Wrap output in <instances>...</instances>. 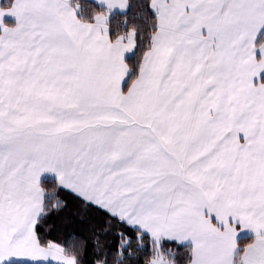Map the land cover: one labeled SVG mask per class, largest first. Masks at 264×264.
<instances>
[{"label":"crops","instance_id":"0c3cea01","mask_svg":"<svg viewBox=\"0 0 264 264\" xmlns=\"http://www.w3.org/2000/svg\"><path fill=\"white\" fill-rule=\"evenodd\" d=\"M150 7L156 32L126 91L134 40H109L107 12L86 23L71 0L0 8V218L38 213L47 176L189 247V264H264V0Z\"/></svg>","mask_w":264,"mask_h":264},{"label":"trees","instance_id":"16d2710c","mask_svg":"<svg viewBox=\"0 0 264 264\" xmlns=\"http://www.w3.org/2000/svg\"><path fill=\"white\" fill-rule=\"evenodd\" d=\"M14 0H0L8 9ZM77 18L86 23L95 21L98 14L107 12L90 0H71ZM108 37L111 42H125L133 37L134 48L125 58L129 69L124 90L136 79L143 56L149 50L156 32V17L150 0H128L124 13L107 12ZM264 39V31L257 44ZM44 195L43 213L34 225V234L41 246L55 243L75 258L76 264H150L157 253L165 254L173 264H189V247L162 240L154 242L148 235L131 227L111 213L90 204L60 187L51 177L40 182ZM126 241L125 247L123 242ZM251 241H238V251ZM7 264H28L10 262Z\"/></svg>","mask_w":264,"mask_h":264},{"label":"rangeland","instance_id":"374dc122","mask_svg":"<svg viewBox=\"0 0 264 264\" xmlns=\"http://www.w3.org/2000/svg\"><path fill=\"white\" fill-rule=\"evenodd\" d=\"M26 61L27 60H23L20 62H26ZM259 71L260 69L255 64L256 87L264 83V77H263L264 73H261V75H259L258 74ZM257 98L258 97L255 94V99ZM9 179H10L9 183H14L15 180H17L16 178L15 179L9 178ZM37 190L40 193L42 192V190L39 187L37 188ZM14 192L16 193V190H14ZM35 194L33 195V197L35 196ZM10 196L12 197L13 195L10 194ZM2 203L5 204V202H3L2 197L0 196V206ZM35 203H36L35 211H37L38 213H33V216L30 219L26 216V213H22L21 210L14 215L12 221L5 222L0 218V264H7L10 262H23L28 264H76L75 258L66 254L61 246L53 242L48 243L47 246H41L38 244L33 231L32 224L36 222L39 219V217L42 215L40 213H43V206L39 202L37 203L35 201ZM13 205L20 206V203L15 202ZM43 205H44V200H43ZM10 213L12 214L15 213L14 208L9 210V214ZM8 223L14 224L13 228ZM125 245H126V241L123 242L124 247ZM163 258H165L166 260L170 259L172 261V259L169 256H166L165 254L157 253L152 258L150 264H170Z\"/></svg>","mask_w":264,"mask_h":264}]
</instances>
